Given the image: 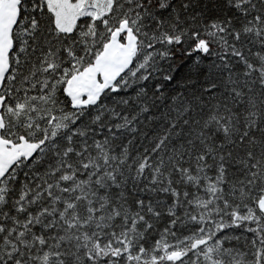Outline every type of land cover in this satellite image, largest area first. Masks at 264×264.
I'll return each mask as SVG.
<instances>
[{
	"label": "snow or ice",
	"instance_id": "obj_1",
	"mask_svg": "<svg viewBox=\"0 0 264 264\" xmlns=\"http://www.w3.org/2000/svg\"><path fill=\"white\" fill-rule=\"evenodd\" d=\"M0 264H264V0H0Z\"/></svg>",
	"mask_w": 264,
	"mask_h": 264
}]
</instances>
